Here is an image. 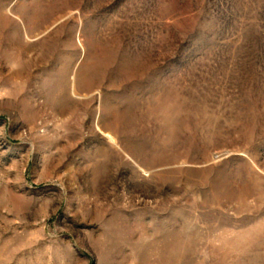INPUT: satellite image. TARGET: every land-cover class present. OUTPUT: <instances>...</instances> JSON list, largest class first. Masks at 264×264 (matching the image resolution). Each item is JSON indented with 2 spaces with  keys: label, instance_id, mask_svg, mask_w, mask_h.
I'll use <instances>...</instances> for the list:
<instances>
[{
  "label": "rangeland",
  "instance_id": "374dc122",
  "mask_svg": "<svg viewBox=\"0 0 264 264\" xmlns=\"http://www.w3.org/2000/svg\"><path fill=\"white\" fill-rule=\"evenodd\" d=\"M0 264H264V0H0Z\"/></svg>",
  "mask_w": 264,
  "mask_h": 264
}]
</instances>
